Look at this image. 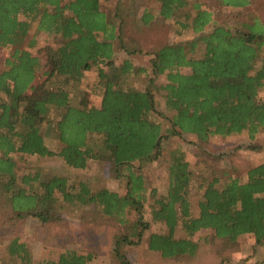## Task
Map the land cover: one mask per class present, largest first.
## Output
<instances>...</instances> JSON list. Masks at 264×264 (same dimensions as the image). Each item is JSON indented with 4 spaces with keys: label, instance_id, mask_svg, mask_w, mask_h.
<instances>
[{
    "label": "trees",
    "instance_id": "obj_1",
    "mask_svg": "<svg viewBox=\"0 0 264 264\" xmlns=\"http://www.w3.org/2000/svg\"><path fill=\"white\" fill-rule=\"evenodd\" d=\"M212 1L244 9L247 18L221 23L201 0H157L156 9L146 7L138 19L136 10L119 3L110 15L102 0H0V184L19 217L33 215L45 224L59 220L60 196L93 205L95 214L115 217L133 230L136 240L132 234L119 235L114 248L119 264H128L123 243L140 244L151 226L143 169L165 156V141L185 132L196 135L202 147L213 135L264 137V21L249 9L253 0ZM171 19L197 35L146 47L137 33H127L130 25L139 31ZM200 48L204 51L198 55ZM140 56L149 63H137ZM94 64L103 86L100 105L80 103L74 94L84 90L67 87L76 83V88L84 69ZM163 74L166 110L161 111L153 88ZM157 115L169 126L164 129ZM91 133L104 137L109 154L89 144ZM17 154L58 156L73 168H86L92 158L109 160L126 191L95 190L87 181L71 190L68 177L54 175L39 193L33 184L39 171L18 175ZM167 164L168 191L158 196L156 188L151 190L156 197L151 214L168 232H152L150 250L165 258L193 256L199 246L194 236L202 229H212L224 242L252 233L257 245L264 244V162L251 166L243 181L228 171H223L224 180L221 175L202 177L197 213L191 198L195 170L186 153L171 151ZM179 228L181 236L176 235ZM8 250L22 264H91L94 258L92 251L67 249L56 259L36 261L18 239ZM257 264H264V257Z\"/></svg>",
    "mask_w": 264,
    "mask_h": 264
},
{
    "label": "rangeland",
    "instance_id": "obj_2",
    "mask_svg": "<svg viewBox=\"0 0 264 264\" xmlns=\"http://www.w3.org/2000/svg\"><path fill=\"white\" fill-rule=\"evenodd\" d=\"M196 1V0H193ZM204 7L210 8L216 14V18L221 23L236 24L245 20V10L230 6L220 7L212 0H201ZM121 8H131L136 10V19L140 18L146 7L156 9L157 0H102V5L110 15L117 13L116 6ZM256 10L264 21V0H253L249 8ZM121 15V14H120ZM127 33H137L138 38H142L146 47L156 43L166 41L174 42L195 37L197 34L192 30L180 27L173 19L158 27H143L139 31L130 25ZM45 35L40 33L39 45L45 43ZM37 53V48H33ZM204 48L198 50L201 55ZM3 52L0 51V69L4 66ZM121 58V57H120ZM143 64H148L144 58H138ZM261 63V62H260ZM187 70V68H185ZM83 78L76 88L69 83L67 87L72 89H83L75 92L76 100L80 99L88 104L99 103L100 90L94 89L96 81L93 75ZM166 80L164 75L157 79L154 87L158 107L161 111L166 110L165 97L160 90V84ZM132 84L142 86L139 81ZM156 120L163 123L164 129L169 126V120L156 116ZM45 127V125H44ZM197 136L191 133H184L182 137L172 136L165 141V156L143 169L146 178L148 193L146 194L147 215L151 221V226L146 230L140 244L123 243L121 249L129 260L128 264H257L264 257V244L257 245L255 235L252 233L242 234L234 241L224 242L216 239L212 229H202L198 231L194 239L198 242V250L193 256H183L182 258H165L158 251L150 250L149 236L152 232H168L167 226L161 221L152 219L151 209L156 197L151 194V190L156 188L158 196L167 194L169 186V170L167 159L171 151L182 149L186 153L187 160L191 168L195 170L192 183L191 198L194 204L195 213L198 212V200L203 192L199 189L202 177L213 178L215 175L228 171L229 175L239 177L240 180L247 178L248 169L256 164L264 162V148L253 150L247 148L249 144L262 143L264 147V137L258 133L255 139H251L248 133L234 134L231 136L213 135L207 146H200ZM48 140L56 148L58 139L50 135ZM89 144L102 154H109V150L104 142V137L91 133L88 138ZM207 152V153H204ZM18 175L23 173L36 175L39 171V180L34 181L35 190L44 192V182L54 175L68 177L71 190H76L82 181H87L90 186L98 190L100 188H110L124 194L126 182L123 177L113 174V162L105 159H90L86 168H73L65 164L64 160L58 156L38 157L36 155H16ZM2 177L0 178V180ZM223 179V176H222ZM224 180V179H223ZM1 182V181H0ZM21 180H19L20 184ZM223 183V182H221ZM29 187L28 185H26ZM60 219L44 223L41 218L33 215L19 217L17 212L11 208L6 195L1 193L0 184V264H22L21 259L11 257L8 250L9 244L18 239L26 244L33 260L53 259L67 249H75L80 252L92 251L94 258L91 264H119L120 260L115 254V242L119 235L132 234L133 230L122 224L117 218H112L100 213H94L93 205H81L76 202L67 201L61 198L57 202ZM57 210V209H56ZM131 218H133L131 216ZM177 236L183 235L182 229H178ZM134 240L137 238L131 236Z\"/></svg>",
    "mask_w": 264,
    "mask_h": 264
},
{
    "label": "crops",
    "instance_id": "obj_3",
    "mask_svg": "<svg viewBox=\"0 0 264 264\" xmlns=\"http://www.w3.org/2000/svg\"><path fill=\"white\" fill-rule=\"evenodd\" d=\"M143 41H144V40H143ZM144 44H146V43L144 42ZM123 57H125V56H121V58H123ZM141 57L144 58L143 56H140V58H141ZM144 60L147 61V62L149 63V60H148V59H145V58H144ZM136 62H137V63H138V62L141 63V61H139V60H137V59H136ZM117 63H119L118 60H117ZM89 72H92V73H90L89 75H93L94 80L96 81L95 83H93V84H95V85L93 86V88H94V89H99V90H100V93H101L99 103H93V104H95V105H100V104H101V101H102V92H101V91H102V89H103V86H102V81H101L100 78H99L98 66H97L96 64H94L93 66L91 65L90 67L84 69V77H83V78L87 77V75H88ZM163 75L166 77V80H165V82L163 83V84H165V83L167 82V76H166L165 74H163ZM127 84H128V83H127ZM134 85H136V84H134ZM126 86H130V84H128V85H126ZM137 86H138V85H137ZM138 87H140V86H138ZM91 105H92V104H91Z\"/></svg>",
    "mask_w": 264,
    "mask_h": 264
}]
</instances>
